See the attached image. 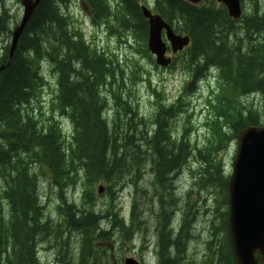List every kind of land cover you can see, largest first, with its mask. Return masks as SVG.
<instances>
[{
  "label": "trees",
  "instance_id": "trees-1",
  "mask_svg": "<svg viewBox=\"0 0 264 264\" xmlns=\"http://www.w3.org/2000/svg\"><path fill=\"white\" fill-rule=\"evenodd\" d=\"M4 1L0 264H42L44 246L56 253L60 264H111V249L103 245L109 246L115 234L125 244L144 232L148 202L157 207L156 264H236L228 213L219 204L215 211L221 225H213L212 238L224 237L209 244L208 257L201 262L190 254V244L197 238L192 230L199 207L207 203L203 195L220 189L222 205L228 206L222 153L240 131L264 126V112L254 103L255 97H264V0H242L240 20L230 18L214 0L200 5L186 0H40L12 56V27L19 23ZM75 1L90 12L94 26L129 50L128 56L120 58L87 41L69 11ZM143 5L191 39L171 66L179 64L190 77L176 102L151 88L144 61L158 66L148 47ZM46 68L56 79L47 117L34 108L50 86ZM213 81L205 99L204 127L198 130L207 135L197 142L191 138L197 128L191 124L190 96L203 82ZM145 83L155 96L150 117L139 109L137 92ZM185 116L180 132L177 124ZM186 168L194 183L181 196L176 183ZM147 176L153 178L151 200L143 202L150 190L143 186ZM43 180L56 191L52 216L41 196ZM99 186L108 197L105 209L97 208ZM128 187L134 194L127 220L119 201Z\"/></svg>",
  "mask_w": 264,
  "mask_h": 264
},
{
  "label": "rangeland",
  "instance_id": "rangeland-1",
  "mask_svg": "<svg viewBox=\"0 0 264 264\" xmlns=\"http://www.w3.org/2000/svg\"><path fill=\"white\" fill-rule=\"evenodd\" d=\"M209 0H201V4L208 2ZM81 2V1H80ZM73 3V5L69 8L70 13L74 16V18L78 21V26L83 31L87 41L95 43L99 48L108 49L110 51H115L119 54L120 58L126 57L129 55V50L125 47H121L119 43L110 38L108 34L102 28H97L93 25L90 19V12L85 10L86 8L83 6L82 2ZM6 6L10 9V13L13 16H16L17 23L20 22L21 17L23 15V7L20 3V0H5ZM16 27V26H15ZM12 27L13 29L15 28ZM7 41L0 38V46H5ZM145 70L150 73L151 80V88H158L160 91L164 92V95L169 101H176L181 95L185 94L187 85L190 83L188 80L187 73L180 67L179 64L176 67L170 68H156L155 65L150 63L148 60L144 61ZM50 68H46V75L49 77L50 86L46 87L44 91L41 93L40 99L38 102H35L34 108L38 109V115L40 112L44 114L45 117L50 116V101L51 95H53L56 84V79L50 71ZM214 82L212 85L207 82H203L201 84L200 89L194 95L190 96L191 100V110L194 113L193 118H191V124L197 128V131L193 133L191 132V138L195 139L194 141L200 142L202 139L206 138L207 132L198 133L200 128L204 127V119L207 114V109L205 107V99L208 96L209 90L214 87ZM138 101H139V109L140 112L150 117L154 112L155 106V96L152 95L151 89L148 83L141 84L138 92ZM254 103L260 111L264 112V97L257 96L254 99ZM48 114V115H47ZM40 117V116H39ZM187 117H180L178 121V131L182 132V124L184 126ZM237 144L236 141L226 149L222 155V174L225 178H230L232 174V165L236 156ZM182 176L179 179L178 187L180 188L179 192L181 196H185L190 187L194 183V178L192 176L191 170L186 168V170L182 172ZM152 176H147L143 181V186L145 190H148V196L141 197L143 202L144 199L150 198V193L152 192ZM104 186V185H100ZM99 186V187H100ZM41 196L43 198V202L47 208V214L51 215L56 213V191H54L49 182L47 180H43L41 183ZM219 188V187H218ZM99 188H96V194L98 197L97 208L105 209L108 201L107 195L102 192L99 193ZM134 189L131 187L125 188L122 192L121 200L119 201V206L123 208L125 212V217L130 215V208L132 204V195L134 194ZM219 191H221L219 189ZM206 195V194H205ZM203 195L205 199H207V203L203 206H200L199 215L197 217L195 229L192 230L193 234L197 237L194 238L190 244V254L194 255L197 258L198 262L202 261L205 257H208L206 254L205 242L208 241L209 238H212V224L215 222V225H220V220L216 218L215 209L218 206V200L222 202V195L218 194V192L210 190V194L207 196ZM79 197H77L78 199ZM3 205L7 209L8 206L5 201H3ZM148 208L145 213L146 219L149 221L146 230L144 232H139L134 234V241L127 243H123L119 238L118 234L113 235L112 240L107 245H103V247L110 248V255H113V259H111V264H124V260L127 257H134L141 263L144 264H155L156 255H155V243H156V233L154 227V214L157 212L156 204L153 202H148ZM221 212L227 210V206L219 204ZM207 208L209 210L206 212ZM182 214L178 216V220H181ZM191 232V234H192ZM192 234V236H193ZM224 234H222L219 238H223ZM153 246V248H151ZM48 246H44L40 253L41 263L42 264H60L56 259V253L50 249H47ZM76 248V247H75Z\"/></svg>",
  "mask_w": 264,
  "mask_h": 264
},
{
  "label": "water",
  "instance_id": "water-1",
  "mask_svg": "<svg viewBox=\"0 0 264 264\" xmlns=\"http://www.w3.org/2000/svg\"><path fill=\"white\" fill-rule=\"evenodd\" d=\"M198 2V0H189ZM223 4L232 19L242 17L241 0H216ZM24 15L12 33L10 55L17 46L23 30L40 0H21ZM142 13L149 23V49L157 57V64L167 67L168 44L173 54L186 48L188 36L177 35L157 14L146 7ZM165 31L167 43L163 39ZM233 172L228 183V235L236 264H264V126H251L237 135V152ZM102 192V188H100ZM125 264H140L128 258Z\"/></svg>",
  "mask_w": 264,
  "mask_h": 264
},
{
  "label": "flooded vegetation",
  "instance_id": "flooded-vegetation-1",
  "mask_svg": "<svg viewBox=\"0 0 264 264\" xmlns=\"http://www.w3.org/2000/svg\"><path fill=\"white\" fill-rule=\"evenodd\" d=\"M228 239H229V245H230V247L232 248L231 243H230V238H228ZM218 240H220V239H218ZM218 240H217V238H209L208 241L205 242V248H206L205 251L207 252V251L209 250V244H210L211 242L217 243ZM232 250H233V249H232Z\"/></svg>",
  "mask_w": 264,
  "mask_h": 264
}]
</instances>
